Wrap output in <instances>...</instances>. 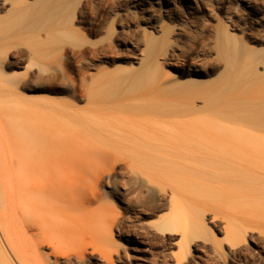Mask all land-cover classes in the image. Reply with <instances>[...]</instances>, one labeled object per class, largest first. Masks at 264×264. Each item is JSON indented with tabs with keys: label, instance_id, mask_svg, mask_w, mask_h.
Masks as SVG:
<instances>
[{
	"label": "rangeland",
	"instance_id": "374dc122",
	"mask_svg": "<svg viewBox=\"0 0 264 264\" xmlns=\"http://www.w3.org/2000/svg\"><path fill=\"white\" fill-rule=\"evenodd\" d=\"M156 73L190 84L196 114L206 117V96H215L226 79L264 82V0H0V246L12 264L22 262L1 223L11 226L24 213L46 216L48 237L64 251L58 261L51 247L41 248L39 261L24 251L25 264H264V202L254 217L239 214L249 208L253 189L197 185L191 180L209 177L208 165L140 156L135 140L115 124L126 118L138 125L143 116L132 108L127 117L118 108L101 109L97 98L108 106L132 81ZM149 118L144 125L152 127ZM98 125L110 131L112 144L91 137L89 127ZM28 130L47 136L31 143ZM98 146L114 157L86 152ZM25 157L44 158L61 173L56 182L64 190L44 198L17 184L6 187L8 171L33 174L21 164ZM258 188L264 195V186ZM5 255L0 251V264L10 263Z\"/></svg>",
	"mask_w": 264,
	"mask_h": 264
},
{
	"label": "bare ground",
	"instance_id": "6f19581e",
	"mask_svg": "<svg viewBox=\"0 0 264 264\" xmlns=\"http://www.w3.org/2000/svg\"><path fill=\"white\" fill-rule=\"evenodd\" d=\"M14 27H16V25ZM147 76L148 77H144L143 79H140L138 81H132L131 84L128 85V87L122 88V94L118 98H116V100H112L111 104L108 106L103 104V99L101 100L100 98H97V101L100 102V107L103 112L104 110L118 108V110H121L123 117H127V115L125 116L124 112L132 108L137 111L138 114L143 116L142 118L144 119L141 118L142 122H138V125H128L125 121L126 118H124L125 120H117L118 123H116L115 125L123 130L121 136L135 140V146L136 149H138L140 156L143 155L148 160H156L159 163L164 162V164H170L174 166L186 165L188 162H190L189 164H197L198 166H200L198 168L208 165L205 168H207L208 170L209 177H207L206 175L207 178H205L204 180L203 177L199 176L197 177L198 179L194 177L196 178V180H191L193 181V183H197V185L202 184L203 186L215 189L225 183L226 185H224L227 187L229 185L233 188L239 189L240 186L243 187V184L246 183L245 187L248 186L247 188L249 190L250 188L253 189V193H255V195L257 196L254 195L253 198L249 199V208L246 211H240L239 214L254 217L253 213L258 210V205L256 204H262V202H264V195H262V193H259L260 195L256 193L260 190L258 186H264V82H252L250 85L247 84L244 86L242 83H240V81L237 80L238 78H235L234 81L226 79V83H221L222 87L218 89L216 93H213L215 94V96H206V101L208 102L206 103V106L209 108V115L211 114L210 116L206 117V115L199 116V114H196L200 113L194 108V103L197 96L196 93H194L195 90L193 89V87H188V85L190 84L187 83L186 85L184 83L183 85L172 83L170 82V80L163 78L160 75ZM10 83H14L13 85H16L15 83L17 82L12 80ZM214 85L215 84H212V86ZM212 86L210 87L213 89L214 87ZM46 110L48 111V109ZM62 115L63 113L58 114V116ZM194 115L198 116L199 121H194V119V122L191 121ZM104 116H106V114L103 115V118H106ZM147 116L148 118L151 117L153 120L154 124H152V127L144 125ZM164 116H167L170 120H163ZM25 118L27 119V117ZM148 120H150V118ZM39 121H37V123ZM163 125H165L167 129H169H166L167 131L164 130ZM33 127H35V125ZM106 128H104L103 126H99L98 128L89 127V134L93 139H97L105 144L107 143L110 145L113 142L111 136L112 134H110V131H108V129ZM27 134V137L29 139L28 141H30L31 143H33L34 137L43 139L47 136L44 130H38L37 132L36 130H28ZM30 138H32L33 140H31ZM115 143L117 144H115L116 147L121 146L119 145L121 144L120 142L115 141ZM31 146L34 147L33 144ZM89 151L90 153H93V155H98V158L105 157V159L106 157L108 159V157L113 154V152H111L109 148L105 149L102 146L93 148L87 147L86 152L89 153ZM139 153L137 154V152H135V155H139ZM112 156L114 157V155ZM21 164H24L25 166L33 170V174L15 176L10 171H8L3 179V184L6 187H11L17 184L18 186L23 187L30 192H40L44 198L55 196V192L57 190H64V186L56 182L59 178L62 177L61 173L52 172L49 168V164L45 163L44 158H41V160L32 161L30 159H26L25 157L24 159H22ZM189 164L188 166H191ZM143 165L145 166V164ZM183 169L186 168L184 167ZM147 170H151V168ZM202 170H204V168H202ZM243 172H245L246 175L248 174L249 176H244L245 174ZM68 175L71 176L70 174H67V176ZM185 176H187V174ZM190 176L192 178V175ZM176 183L179 186L186 185V183L184 184L180 181H177ZM253 187L256 189H254ZM257 189L259 190L256 191ZM172 194L173 198L175 199L177 190L173 189ZM58 197L59 196H56V198ZM231 202L232 201H230V203ZM57 203H51L49 206L54 211H57L59 209V204ZM24 214V216H22L23 214H18L15 224L11 226H6L5 224L1 223V226H3V234L6 237L7 242L11 245L14 253L17 254L16 257L19 258L22 264H25V262L23 263L21 259V255L24 251H29L35 256V261H39L40 259H43L42 253L40 251L41 248L51 247V253L55 255V259L56 261H58L62 255L63 249L60 248V246H58L54 240L48 237V234L46 233V228H48L50 225L48 218L46 216H40L38 219L37 217L32 216L34 217L32 219L31 217H29L30 213ZM258 215H256L255 217H257ZM59 218L62 221L66 220V222L68 220H72L66 218L65 216L61 217V215L59 216ZM70 222L81 224V222L76 220H72ZM177 224V222L173 221L172 223L168 221L165 225L167 227L170 226L175 230L178 229ZM165 225H163V227ZM187 230V232H190V228ZM194 231L196 232V229ZM242 233L243 232H241V234ZM241 234L239 232V237ZM15 235H18L22 239H24V242H18V239ZM239 237L236 235V240H238ZM0 247L1 256L5 255V253H2V246ZM8 258L9 257L7 256L5 259H7V261H10L8 260ZM2 260L3 257L1 258V261ZM6 264L8 263L6 262ZM26 264H28V262H26Z\"/></svg>",
	"mask_w": 264,
	"mask_h": 264
}]
</instances>
